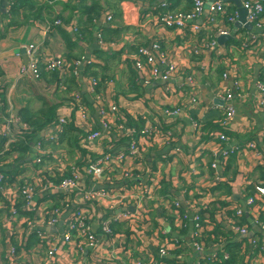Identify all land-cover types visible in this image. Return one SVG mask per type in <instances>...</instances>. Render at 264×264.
<instances>
[{
    "label": "crops",
    "instance_id": "0c3cea01",
    "mask_svg": "<svg viewBox=\"0 0 264 264\" xmlns=\"http://www.w3.org/2000/svg\"><path fill=\"white\" fill-rule=\"evenodd\" d=\"M11 1L7 2L4 12L0 7V103H3L6 116L12 117V130L27 129L28 125L19 117L23 113L43 118L48 111H54L51 121L39 133L38 138L47 136L57 117H66L68 123L63 143L69 160H73L79 151L78 141L85 129L79 125L74 112L70 110V94L80 89L81 101L84 100L82 103L87 104L91 111L94 110L92 97L77 80L73 86L59 88L52 74L41 70L40 76L35 78L30 72L21 75V68L28 63L27 48L31 44L36 45L45 58H70L83 62L94 60L92 67L88 69L95 67L96 77L101 80L98 93L119 106L127 126L132 121V126L136 129L145 124L173 128L178 135L176 143L182 148V154L174 156L169 147L147 145L145 158L147 154L154 156L147 164L153 174L160 177L161 190L155 200L147 205L150 222L142 236L133 240L134 234L129 231L127 237L125 232L128 230L125 227L117 229L116 233L123 236L119 237L122 243L120 246L124 242L130 244L126 243V250L117 264L132 263L137 256L143 255L140 251L143 249H138L142 246L140 241L146 244L156 236L160 242L183 239L180 248L171 255L174 261L172 264H196V256L188 246L190 223L186 218L179 227V221L175 223L171 212L164 206V197L173 194L184 202L195 195L197 204L207 203L209 208L212 203H219L217 200H220L229 203L225 211H232L229 215L232 216L237 206L244 205L247 191L264 181V173L260 170L264 171V168L259 165L263 155L257 156L249 150L229 159L220 182L214 180V172L210 169L211 152L217 147V140L213 136L222 130L219 123L223 117L224 102L217 98V94L223 89L235 93L228 103L235 114L225 126L230 144L239 146L255 141L259 151L264 149V135L261 136L264 120L256 88V82L264 78V14L261 27L256 29L252 26L249 31L242 24H235L238 20L237 9L233 3H226L224 14L216 17L213 24L209 22L208 12H204L196 21L199 30L196 34L191 30V25L177 30L166 29L157 24L159 15L189 11L192 7L191 0H41L40 3L46 7L35 8L34 4L33 9L25 12L27 17L30 16L27 21L23 16L20 18L22 21H18L8 14ZM92 2L96 4L100 14L92 20L89 27L86 15ZM108 14L113 19L109 25H105V16ZM50 19L53 20L49 21ZM57 21L59 26L54 25ZM48 22L50 23L45 26ZM110 29L112 34L108 39L105 37V40L103 31L106 36ZM218 29L225 31L226 35L219 34ZM77 30L82 33L79 34ZM97 36H100L103 43L113 42L115 48L101 49ZM152 41L160 44L162 52L171 63L193 76L195 93L186 85L178 87L174 81L164 83L154 80L144 85L137 80L138 75L129 55L139 46L149 47ZM208 41L215 42L213 49L203 48V43ZM234 85H238V90L234 89ZM166 86H171V89L166 90ZM194 95L197 103L185 115L173 122L164 119L162 110L165 107L179 105ZM194 123L201 126L199 131L195 129ZM18 137L17 143L21 141V137ZM27 154L29 156L26 155L27 158L14 167L8 166L11 160L7 159V163L0 169V173L4 174V170L8 176V185L16 183L19 176L33 174L38 169L34 165L30 146ZM163 154L168 155L166 160L158 158ZM61 197L56 200L49 197L44 202L50 203L47 206H58L62 201ZM39 203L43 205L38 199ZM5 215V209L0 206V264L8 263L9 245L16 248L18 264H72L79 258L76 252L65 248L59 249L55 257L49 258L46 249L40 247L39 240L24 224L23 216L12 224L11 235L2 226ZM246 223L250 231L247 237H241L232 229L235 234L230 237L227 222L220 220L217 229L223 237L230 240L216 244L213 248H209L211 244H206L207 249H211V253L216 255L229 254L227 261L233 257L232 264H264V251L251 249L248 245L253 239L263 240L264 233L255 229L252 223L249 224L248 219ZM205 229L206 232H211L213 226L209 224V228ZM244 239L246 240L241 245H235ZM117 243L113 242L116 248L119 246ZM146 249L155 256L156 245L152 241L147 244ZM103 250L106 252L111 249ZM85 255L91 264L102 262L90 252ZM205 262L214 264L212 261Z\"/></svg>",
    "mask_w": 264,
    "mask_h": 264
},
{
    "label": "built area",
    "instance_id": "2783aa9c",
    "mask_svg": "<svg viewBox=\"0 0 264 264\" xmlns=\"http://www.w3.org/2000/svg\"><path fill=\"white\" fill-rule=\"evenodd\" d=\"M191 3L189 11L159 15L157 24L166 29L177 30H183L191 25V30L198 34L196 21L205 11L209 14V22L213 24L216 17L224 14L226 8V3L221 0L214 2L191 0ZM241 3L247 10L246 22L256 29L260 28L264 0H242ZM112 19L111 14L106 15L105 25H109ZM54 25L59 26V21ZM218 32L226 35L221 29H218ZM97 38L103 50H112L116 46L113 42L103 43L100 36ZM214 46V41L203 43L204 49H213ZM27 53L28 63L21 68V75L30 72L38 78L40 71L44 70L58 75L63 81L72 77L80 86H85L87 94L94 101V110L91 111L86 103V105L82 103L80 89L72 91L70 110L74 112L79 125L85 129L78 141L79 151L73 160H69L63 143L68 119L59 116L50 127L47 136L34 140L30 145L34 165L38 167L33 174L21 175L16 183L8 185L5 175L0 173V206L6 212L2 226L12 235V224L23 216L24 224L39 240L40 247L46 249L49 258L55 257L59 249L65 248L79 255L72 264H91L85 255L86 252L96 256L102 261L101 264H117L121 254L126 250L127 242L120 246L122 243L119 237L123 236L117 234L116 229L125 227L134 234L133 240L142 236L150 222L147 205L155 200L161 190L160 177H156L147 164L154 156L147 154L145 158L147 145L169 147L172 155H181L182 148L176 143L178 135L175 129L158 124H145L139 129L128 125L131 126L128 128L119 106L98 93L101 82L99 77L85 75L94 60L69 62L62 58H45L34 44L28 46ZM129 57L138 75L137 80L142 84L148 85L154 80H161L164 83L174 81L178 87L186 85L195 93L196 84L193 76L171 63L158 42L152 41L147 48H137ZM262 75L264 77V67ZM256 88L264 120V78L256 82ZM170 89L171 86H166V90ZM234 89L238 90V85H234ZM1 92L0 87V94ZM234 94L227 89L217 94V98L223 100L224 106L223 117L219 123L222 130L214 134L217 147L211 152L210 169L214 172L216 182L222 181V172L229 159L248 150L257 156L263 155L259 165L264 168V151L257 149L255 141L232 146L226 135L225 126L235 114L231 105H228ZM238 94L239 92L236 95ZM196 103L194 95L179 105L165 107L162 110L163 117L167 122H173L185 115ZM3 108L1 102L0 109ZM0 115L2 117L0 156H8L12 161L17 157V151H13L12 146L17 143L19 137L12 130V117L6 116V112ZM193 125L197 131L200 130L199 124ZM167 156L163 154L158 158L166 160ZM70 195H73L74 199H71ZM61 196L65 198L58 206H47L50 203L44 202L49 197L56 200ZM164 198V206L171 212L175 223L179 221V227L186 218L190 223L188 246L196 256V264H205V261H212L214 264L226 262L229 254L211 253V249H207L202 242L205 228H209L210 224L206 217L202 218V213L208 211L209 205L207 203L199 205L195 200L181 202L173 194ZM38 199L43 205L38 204ZM244 200V205L237 206L232 216L239 220L245 217L250 221L249 224L252 223L255 229L264 233V181L255 184L251 194ZM226 222L230 229L243 238L250 233L246 226H237L234 219L227 218ZM114 241L118 242V248L114 247ZM151 241L156 245L155 256L149 254L146 249ZM182 241L183 239L160 242L157 236L149 239L146 244L140 241L142 246L138 249H143L140 250L143 255L137 256L130 264H172L169 261L173 260L171 255L180 248ZM248 245L251 249L264 251V239H253ZM103 249L111 250L105 252ZM7 258V264H18L17 251L12 245H9Z\"/></svg>",
    "mask_w": 264,
    "mask_h": 264
},
{
    "label": "trees",
    "instance_id": "16d2710c",
    "mask_svg": "<svg viewBox=\"0 0 264 264\" xmlns=\"http://www.w3.org/2000/svg\"><path fill=\"white\" fill-rule=\"evenodd\" d=\"M33 7H34V0H12L8 6L7 12L10 16H13L15 18L20 13L25 12V11L30 10V9H33ZM99 14L100 13L97 11L96 4L94 2H92L91 8L89 11H87V15H86V17L88 16L86 23L89 27L91 25L92 20L97 18ZM23 18L25 19L26 16L24 15ZM77 32L79 34L82 33L79 30H77ZM104 32L105 31H103V34H102L104 39H105V37H107V39H108V36L112 34L111 29L107 30L106 36L104 35ZM139 47H137V48H139ZM66 60L69 62L77 61V59H70V58H68ZM95 71H96L95 67L93 69H87L86 70V72L89 75L96 77L97 75H96ZM86 72H85V74H87ZM52 75L54 76V79L57 83V87L59 86V88L66 89V87H67L66 85H72L73 86V84L75 85V83H76L75 79L72 77H68V78L64 79V81H63V80L59 79L58 75L53 74V73H52ZM82 102H85V101L83 100ZM4 112H5L4 108H3V110H0V113H4ZM120 113L124 116V113L121 110H120ZM53 115H54V111L53 112L48 111V113L43 118H34L33 116H30L29 113H23V114L19 115L20 119L24 123H26L28 125V127H27V129H16V130H14L15 134H17L21 137V141L19 143H16L14 146H12V150L17 151L18 156L16 157V159L11 161V164H9L8 166L14 167L17 165V163L25 160V158H27V156H29L27 154L29 151V146L34 142V140H36L38 137H40L39 133L51 121ZM129 125H132V121H129ZM7 159H8V157L0 156V169L7 163ZM260 170H261V173L262 172L264 173L263 169L260 168ZM2 171L5 174V178L7 179L8 176L6 175L4 170H2ZM263 179H264V175H263ZM247 192H248L247 194L249 195V194H251L252 190L249 189ZM227 193H230V192L228 191ZM70 197H71V199H74L73 195H70ZM61 198L64 201L65 197H61ZM217 202H219V203H216V202L212 203L210 205V208L208 206V211L202 213V218L205 219V217H206L208 219L209 223L213 226L212 231L211 232H204L203 237H202V242H203V244H205V246H206V244H211L209 248L215 246L216 244H223L226 240H230V239H226V237H223L219 233L217 226L220 225L219 224L220 220L226 221L227 218H228V220L234 219V220H236L235 224L237 226H239V227L246 226L247 228H249V225L246 223L245 217H242L239 220L234 216H232V217L229 216L230 214H232V211H225L229 207V203H224V202H221L220 200H217ZM233 215H234V213H233ZM227 226L230 228L229 224ZM229 231H230V237H232L233 234H235V233L231 229H229ZM125 234L128 237L129 231H126ZM221 238H222V240H220ZM245 240L246 239H244L238 243H235V245L236 246L241 245L242 242H245ZM206 248H207V246H206ZM231 259H233V257H231ZM231 259H229L230 262L226 261L223 264H232ZM169 261L174 263L173 260H169Z\"/></svg>",
    "mask_w": 264,
    "mask_h": 264
},
{
    "label": "water",
    "instance_id": "95a60500",
    "mask_svg": "<svg viewBox=\"0 0 264 264\" xmlns=\"http://www.w3.org/2000/svg\"><path fill=\"white\" fill-rule=\"evenodd\" d=\"M9 0H1L0 7L2 8V11L4 12L7 6V2ZM209 2H213L216 0H208ZM224 3H233L237 9L238 14V20L235 22L237 26H240L241 24L244 26V28L248 29L249 31L252 30V26L246 22V16H247V10H245L242 7L241 0H221ZM224 37H220V39H223ZM131 210V209H129Z\"/></svg>",
    "mask_w": 264,
    "mask_h": 264
},
{
    "label": "rangeland",
    "instance_id": "374dc122",
    "mask_svg": "<svg viewBox=\"0 0 264 264\" xmlns=\"http://www.w3.org/2000/svg\"><path fill=\"white\" fill-rule=\"evenodd\" d=\"M40 1H41V0H34L35 8H45V7H46V5H45V4H41ZM41 2H42V1H41ZM25 12H26V11H25ZM25 12L20 13V14H19L18 16H16L14 19H16V20H18V21H22V19H20V18H21V16H24V15L26 16ZM28 17H30V16H28ZM28 17L26 16V18H25L26 21L28 20ZM51 20H53V19H50L49 21H51ZM49 23H50V22L46 23L45 26H47V24H49ZM262 137H263V135H262ZM262 137H261V138H262ZM263 151H264V149H263ZM201 194H202V192H201ZM194 196H195V195H194ZM194 196H190V201L195 200ZM218 246H220V245H218Z\"/></svg>",
    "mask_w": 264,
    "mask_h": 264
}]
</instances>
